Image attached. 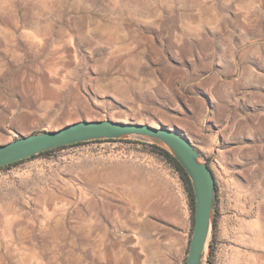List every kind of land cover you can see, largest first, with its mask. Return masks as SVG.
I'll list each match as a JSON object with an SVG mask.
<instances>
[{
  "label": "rangeland",
  "instance_id": "374dc122",
  "mask_svg": "<svg viewBox=\"0 0 264 264\" xmlns=\"http://www.w3.org/2000/svg\"><path fill=\"white\" fill-rule=\"evenodd\" d=\"M83 119L187 137L218 188L213 263L264 264V0H0V144ZM127 137L1 169L0 264H184L182 181Z\"/></svg>",
  "mask_w": 264,
  "mask_h": 264
},
{
  "label": "water",
  "instance_id": "95a60500",
  "mask_svg": "<svg viewBox=\"0 0 264 264\" xmlns=\"http://www.w3.org/2000/svg\"><path fill=\"white\" fill-rule=\"evenodd\" d=\"M133 136L165 145L186 171L193 189L194 214L184 264H204L217 201L215 179L210 166L200 159L191 141L176 130L140 122L110 119L79 120L59 129L20 135L0 144V167L29 158L42 151L94 139Z\"/></svg>",
  "mask_w": 264,
  "mask_h": 264
},
{
  "label": "trees",
  "instance_id": "16d2710c",
  "mask_svg": "<svg viewBox=\"0 0 264 264\" xmlns=\"http://www.w3.org/2000/svg\"><path fill=\"white\" fill-rule=\"evenodd\" d=\"M38 133V132H37ZM130 139L129 137L125 136V137H120L118 139H94V140H89V141H84V142H77V143H73L71 145H64V146H60V147H56V148H52L49 150H45L42 151L36 155H33L29 158L26 159H22V160H18L15 161L11 164L5 165L0 167L1 169H5V168H9L10 166H14L17 165L25 160H29L38 156H45V155H49L51 152L55 151V150H59V149H63L66 147H70V146H75V145H80V144H84V143H88V142H98V141H120V140H127ZM156 153H159L163 159L173 168L175 169V171L178 173L184 190L186 192V196H187V203H188V207H189V211H190V218H191V227L193 225V214H194V195H193V189L191 186V181L186 173V171L184 170V168L181 166V164L177 161V159L172 155V153L168 150V148L161 144V143H154V142H149L147 143ZM201 159V156H200ZM207 163V162H206ZM208 164V163H207ZM209 165V164H208ZM214 175V174H213ZM215 179V177H214ZM215 186H216V191L218 190L217 188V184H216V180H215ZM218 202V196H217V201ZM217 215L218 212L215 210L214 211V215H213V223H212V230L210 233V237L208 240V253H207V262L208 264H214L213 263V255H214V251H215V242H216V226H217Z\"/></svg>",
  "mask_w": 264,
  "mask_h": 264
}]
</instances>
